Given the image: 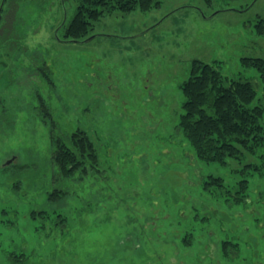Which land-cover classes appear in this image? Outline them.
I'll use <instances>...</instances> for the list:
<instances>
[{"label":"rangeland","instance_id":"obj_1","mask_svg":"<svg viewBox=\"0 0 264 264\" xmlns=\"http://www.w3.org/2000/svg\"><path fill=\"white\" fill-rule=\"evenodd\" d=\"M249 2L164 0L73 42L62 36L76 0H0V264H264V175L245 169L264 148L206 163L178 128L194 59L250 81L264 106L259 72L242 64L264 58V0ZM78 129L98 164L62 180L52 136ZM243 169L248 198L236 203ZM55 190L67 196L51 200Z\"/></svg>","mask_w":264,"mask_h":264},{"label":"trees","instance_id":"obj_2","mask_svg":"<svg viewBox=\"0 0 264 264\" xmlns=\"http://www.w3.org/2000/svg\"><path fill=\"white\" fill-rule=\"evenodd\" d=\"M7 1V0H6ZM164 0H76L77 6L73 18L64 25L63 38L66 41L83 42L89 37L97 21L114 12L128 13L134 10L149 12L159 8ZM255 0L244 6L249 9ZM2 25H0L1 27ZM255 27L264 35V18H260ZM242 64L256 69L264 82V58L245 57ZM185 97L179 130L188 140L194 154L206 163L226 165L228 159H242L245 153L256 154L264 148V116L262 104L253 105L257 91L248 80H227L216 65L200 59L191 64L189 78L180 86ZM39 110L43 113V122L50 123L55 130L57 122L53 119L50 106L42 100ZM52 162L62 180L85 179L89 170L98 164L95 142L86 133L78 129L71 134L52 136ZM259 164H248L249 175H264V153ZM243 169L245 178L236 188V203L248 198L249 171ZM77 176V177H76ZM207 187L216 185L224 189L222 178L210 176L205 182ZM225 193L232 194L230 189ZM67 196L64 190L51 193V200H62ZM230 201L231 199H226ZM34 214V218H36Z\"/></svg>","mask_w":264,"mask_h":264},{"label":"water","instance_id":"obj_3","mask_svg":"<svg viewBox=\"0 0 264 264\" xmlns=\"http://www.w3.org/2000/svg\"><path fill=\"white\" fill-rule=\"evenodd\" d=\"M255 1H256V0H255ZM93 37H94V36H92V37L88 38L86 41H89V40H91Z\"/></svg>","mask_w":264,"mask_h":264}]
</instances>
